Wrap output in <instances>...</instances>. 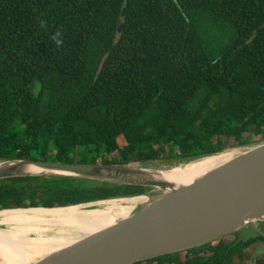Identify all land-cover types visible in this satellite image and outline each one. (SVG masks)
I'll return each mask as SVG.
<instances>
[{
    "label": "trees",
    "instance_id": "trees-1",
    "mask_svg": "<svg viewBox=\"0 0 264 264\" xmlns=\"http://www.w3.org/2000/svg\"><path fill=\"white\" fill-rule=\"evenodd\" d=\"M257 141L264 0H0V161L175 164ZM149 191L7 179L0 210ZM257 243L230 235L137 264H246Z\"/></svg>",
    "mask_w": 264,
    "mask_h": 264
},
{
    "label": "water",
    "instance_id": "water-1",
    "mask_svg": "<svg viewBox=\"0 0 264 264\" xmlns=\"http://www.w3.org/2000/svg\"><path fill=\"white\" fill-rule=\"evenodd\" d=\"M237 154L215 153L192 161L157 165L66 164L15 159L0 161V181L17 178L62 177L149 192L65 207L6 208L9 212L99 208L129 203L133 210L114 224L79 238L29 264H137L186 253L264 223V141L243 146ZM230 157L190 183L168 176L177 169L218 155ZM11 226V225H10ZM10 226L0 224V230ZM242 239V238H241ZM4 262L0 252V263ZM264 264V257L255 261Z\"/></svg>",
    "mask_w": 264,
    "mask_h": 264
},
{
    "label": "bare ground",
    "instance_id": "bare-ground-1",
    "mask_svg": "<svg viewBox=\"0 0 264 264\" xmlns=\"http://www.w3.org/2000/svg\"><path fill=\"white\" fill-rule=\"evenodd\" d=\"M227 157L218 155L203 159L168 176L177 182L190 183L216 168ZM132 210L133 206L112 203L89 210L73 207L4 213L0 224L11 226L5 231L0 230V252L4 258L0 264H29L114 224L118 219L127 217Z\"/></svg>",
    "mask_w": 264,
    "mask_h": 264
},
{
    "label": "rangeland",
    "instance_id": "rangeland-1",
    "mask_svg": "<svg viewBox=\"0 0 264 264\" xmlns=\"http://www.w3.org/2000/svg\"><path fill=\"white\" fill-rule=\"evenodd\" d=\"M259 143H260V141L252 142L251 144H249L247 146H254V145L259 144ZM243 149H245V147H240L237 145V146L226 149L224 152L234 155V154L241 152ZM230 154L227 155L228 157L224 161H226L230 157ZM94 158H95V156L92 154H87L84 156H78L77 157L78 162H84V161L91 162ZM99 161H101V160H99ZM149 165H151V166L157 165V162H155L153 164H149ZM189 165L187 167H184V168L188 169ZM116 204L117 205L122 204V205L132 207V205L129 203V201L127 203H116ZM235 235H237L239 238H242L245 241H248L249 239L256 237V236H264V225H262V223L261 224L260 223L250 224L248 227L244 228L241 233H237ZM246 253L248 254L246 264H255V261L257 259L264 257V243H257L255 245L251 246L249 249L246 250Z\"/></svg>",
    "mask_w": 264,
    "mask_h": 264
}]
</instances>
